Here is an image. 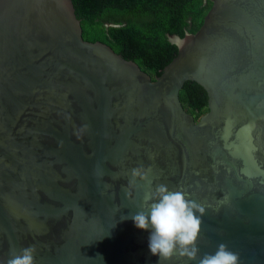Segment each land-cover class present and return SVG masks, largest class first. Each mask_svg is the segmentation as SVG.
Segmentation results:
<instances>
[{"label":"water","instance_id":"1","mask_svg":"<svg viewBox=\"0 0 264 264\" xmlns=\"http://www.w3.org/2000/svg\"><path fill=\"white\" fill-rule=\"evenodd\" d=\"M211 1L153 78L85 40L73 0H0V264H197L220 243L264 264V0ZM148 181L205 208L197 260L150 252L130 218Z\"/></svg>","mask_w":264,"mask_h":264},{"label":"trees","instance_id":"2","mask_svg":"<svg viewBox=\"0 0 264 264\" xmlns=\"http://www.w3.org/2000/svg\"><path fill=\"white\" fill-rule=\"evenodd\" d=\"M83 37L109 44L136 61L153 78L161 75L178 54L172 37L197 32L212 6L211 0H73ZM186 110L200 117L208 111V94L195 81L180 91Z\"/></svg>","mask_w":264,"mask_h":264},{"label":"clouds","instance_id":"3","mask_svg":"<svg viewBox=\"0 0 264 264\" xmlns=\"http://www.w3.org/2000/svg\"><path fill=\"white\" fill-rule=\"evenodd\" d=\"M137 178L147 180V172L141 168L133 169L130 183L135 184ZM148 183L141 210L130 213V218L137 228L150 230V252L158 255L159 262L174 256L197 260V240L205 208L181 190H169L164 184L152 189L151 182ZM127 218L123 216L121 219ZM34 252V247H25L11 255L6 264H34ZM197 264H239V254L220 243L214 253H205Z\"/></svg>","mask_w":264,"mask_h":264},{"label":"rangeland","instance_id":"4","mask_svg":"<svg viewBox=\"0 0 264 264\" xmlns=\"http://www.w3.org/2000/svg\"><path fill=\"white\" fill-rule=\"evenodd\" d=\"M171 40H172L173 42H175V43H178V44H179L180 41H181L178 37H172Z\"/></svg>","mask_w":264,"mask_h":264},{"label":"flooded vegetation","instance_id":"5","mask_svg":"<svg viewBox=\"0 0 264 264\" xmlns=\"http://www.w3.org/2000/svg\"><path fill=\"white\" fill-rule=\"evenodd\" d=\"M202 115H203V114H202ZM202 115H201V116H202ZM201 116H200V117H201ZM200 117H196V116H195V119H196V120H199Z\"/></svg>","mask_w":264,"mask_h":264}]
</instances>
